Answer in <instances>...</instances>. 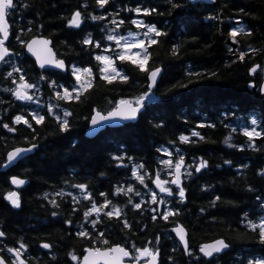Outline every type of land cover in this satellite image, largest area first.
<instances>
[{
	"label": "trees",
	"instance_id": "16d2710c",
	"mask_svg": "<svg viewBox=\"0 0 264 264\" xmlns=\"http://www.w3.org/2000/svg\"><path fill=\"white\" fill-rule=\"evenodd\" d=\"M216 1L14 0L13 55L0 67V254L8 264H80L88 249L114 246L134 257L158 249L161 264H264V0ZM147 28L145 66L117 58L118 39ZM233 33L235 53L226 44ZM35 37L53 42L67 72L40 70L26 55ZM103 53L115 54L122 79L106 77ZM159 68L158 100L138 122L86 137L96 112L146 97ZM81 71L89 86L64 97ZM23 83L29 95L18 99ZM21 147L34 152L2 171ZM180 164L187 174L177 188L170 181ZM12 177L27 181L17 207L8 199ZM163 182L170 192L159 190ZM178 225L188 230V255ZM217 239L229 250L204 258L201 246Z\"/></svg>",
	"mask_w": 264,
	"mask_h": 264
},
{
	"label": "water",
	"instance_id": "95a60500",
	"mask_svg": "<svg viewBox=\"0 0 264 264\" xmlns=\"http://www.w3.org/2000/svg\"><path fill=\"white\" fill-rule=\"evenodd\" d=\"M192 4L196 3H206L210 6L216 7V0H190ZM13 7V0H0V33L2 35V40L0 38V65L13 53L10 52L5 44L10 38V25L7 19L8 8ZM226 44L232 48V52L235 53L240 46L239 39L234 36H228ZM53 42L47 38L37 37L29 41L26 45V54L35 60L39 69H50L66 71V64L63 61H57V55L53 49ZM259 70V66H255L251 71V76L254 77L255 73ZM162 70L158 69L149 74L150 81V93L147 97L140 100L137 104L132 102H122L116 109L111 111L109 114L96 113L93 115L89 129L87 131L88 138H95L99 134L107 130H117L124 126L136 123L139 120L140 112L144 109V104L148 102H155L157 98L155 97V91L157 85L160 81ZM258 84L253 82L250 85L252 91H256ZM17 94L19 97L24 96L22 93V87L19 88ZM260 97L264 100V80L260 87ZM34 152V147H21L14 149L8 155V162L2 168L3 171H8L17 163L26 157L30 156ZM14 187L16 190L9 196V202L13 206H18V192L17 188L27 184L26 180H21L18 178H12ZM183 183L182 171L178 169L176 171L175 180L173 185L181 186ZM174 234L179 243L182 245L186 254L189 252V233L188 230L179 225L174 228ZM229 245L224 239H217L204 244L200 250V253L207 259H211L218 255H223L228 250ZM132 258L130 252L120 246L109 248V249H89L83 256L80 264H138V263H127L126 260ZM160 252L151 256L149 261L144 264H160ZM0 264H8L7 261L0 255Z\"/></svg>",
	"mask_w": 264,
	"mask_h": 264
},
{
	"label": "rangeland",
	"instance_id": "374dc122",
	"mask_svg": "<svg viewBox=\"0 0 264 264\" xmlns=\"http://www.w3.org/2000/svg\"><path fill=\"white\" fill-rule=\"evenodd\" d=\"M154 30L152 28H147V31L144 32V35L140 34H128L125 37L118 39V48H119V56L117 58H130L134 60L137 63H141L142 66H145L146 60H147V53H146V43L147 41L153 40L152 32ZM113 55H115L113 53ZM112 54L109 53H103L100 58L103 63V67L105 68V75L109 79H122L123 74L121 71H119L115 65L116 59L114 58ZM89 73H82L80 75V81L74 88H67L62 87L61 94L66 98H74L81 94L83 90H85L89 86ZM21 85H24L26 88L27 86L23 83ZM255 130L258 132L257 128ZM174 173H172L173 177ZM174 178V177H173ZM159 190L162 193H166L169 191L167 187V182L162 183L159 185ZM262 228L264 230V219L262 221ZM142 253V252H141ZM139 255V257H142L143 254H148V252H145L143 254Z\"/></svg>",
	"mask_w": 264,
	"mask_h": 264
},
{
	"label": "flooded vegetation",
	"instance_id": "af4514ba",
	"mask_svg": "<svg viewBox=\"0 0 264 264\" xmlns=\"http://www.w3.org/2000/svg\"><path fill=\"white\" fill-rule=\"evenodd\" d=\"M234 34L236 35L237 33H234ZM252 78H253V77H252ZM254 78H255V77H254ZM155 252H156V251H153V252H151V254H153V253H155ZM151 254H150V255H151ZM13 260H14V259H13ZM146 260H147V257H146L145 255H143L142 257H138L137 260H135V261H139V262H142V261H143V262H144V261H146ZM143 262H142V263H143Z\"/></svg>",
	"mask_w": 264,
	"mask_h": 264
}]
</instances>
